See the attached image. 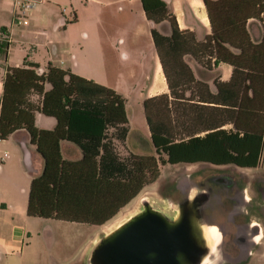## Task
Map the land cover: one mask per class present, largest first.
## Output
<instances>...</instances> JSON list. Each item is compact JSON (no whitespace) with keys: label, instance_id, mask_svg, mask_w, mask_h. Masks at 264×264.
<instances>
[{"label":"trees","instance_id":"1","mask_svg":"<svg viewBox=\"0 0 264 264\" xmlns=\"http://www.w3.org/2000/svg\"><path fill=\"white\" fill-rule=\"evenodd\" d=\"M140 4L148 21L155 25L167 21L170 26L169 36L151 30L169 89V96L143 102L155 155L129 154L123 159L116 152L114 143L126 142L129 121L125 101L114 90L50 64L40 75L34 64L7 68L0 99V141L25 130L43 160L41 174L31 180L28 217L102 226L156 181L159 165L259 166L264 137V0H203L211 28L203 43L179 30L164 0ZM253 19L263 24L258 43L251 41L246 28ZM185 56L205 68H209L205 58L214 56L215 64L231 67L229 82L217 83V92L211 95L207 85L195 81ZM186 90L191 91L187 98ZM157 107L170 115L178 110L185 117L182 138H176ZM36 113L54 119L55 127L38 129ZM228 124L231 128L224 129ZM62 142L74 145L80 158L64 159Z\"/></svg>","mask_w":264,"mask_h":264},{"label":"crops","instance_id":"2","mask_svg":"<svg viewBox=\"0 0 264 264\" xmlns=\"http://www.w3.org/2000/svg\"><path fill=\"white\" fill-rule=\"evenodd\" d=\"M4 1L7 5V0ZM35 1L37 12L34 9L30 18L38 23L49 24L52 38L48 35L44 43H36L28 55L19 40L16 42L11 39L15 32H20V35L27 32L15 29L19 27L12 23V15L9 29L7 26H0L4 28L3 32L0 28V43H6L5 47L0 46V50L4 51H0V99L7 68H21L25 64L37 65L35 71L38 75L45 73L50 64L110 88L121 96L124 94L122 88L113 82L121 80L123 84L133 83V89L138 92L143 116L145 100L162 95L169 96L151 30L155 29L159 34L169 36L170 26L167 21L156 25L148 21L140 0H95L99 5L98 19H94L78 35L73 34L77 21L73 8L69 12V18H66L64 10L60 14L54 10L47 13L45 8H40L45 0ZM164 1L180 31L193 34L197 43H203L211 35L203 0ZM9 3L12 5L11 1ZM249 28L247 26V31L252 37L253 31ZM254 32L257 35L260 33V28L256 25ZM40 33L46 32L44 29L42 32L36 31V34ZM252 42L256 43L253 40ZM15 43L20 47L19 50L13 45ZM61 52L64 56L58 57L57 54ZM206 60L209 61V68L189 56L183 58L195 81L207 85L209 93L214 95L217 92V83L229 82L232 69L226 64H215L214 56H207ZM110 77H114V80H110ZM123 89L127 91L126 88ZM194 94L197 95L195 92ZM190 95V90L184 92L186 98ZM126 113L128 117L127 106ZM35 126L38 129L52 130L55 120L36 113ZM223 128L228 130L231 125ZM60 150L66 160L80 158L79 150L70 143L62 142ZM42 169L43 160L30 144L25 130H17L8 139L0 141V264H75L77 258H82L88 252L84 249L79 256L69 255L68 251L61 252L59 246L53 242L55 236L51 229L67 223L27 216L31 180L39 176Z\"/></svg>","mask_w":264,"mask_h":264},{"label":"rangeland","instance_id":"3","mask_svg":"<svg viewBox=\"0 0 264 264\" xmlns=\"http://www.w3.org/2000/svg\"><path fill=\"white\" fill-rule=\"evenodd\" d=\"M7 0H0V26H7L9 29L13 7ZM44 1L40 8H45L47 13L51 10L60 14L65 11L66 18H69L71 8L77 14V21L73 28V34L78 35L86 29L94 19H98L99 5L95 0H50ZM100 1V0H99ZM37 12V8L35 9ZM121 17H118L120 19ZM264 20V17H261ZM260 28L257 35L254 27ZM249 29L253 31L252 39L258 43L262 37L263 24L260 20H249L247 22ZM246 26V28H247ZM1 28V27H0ZM26 30L25 34L15 32L12 35L14 41H20L28 55L31 53V47L36 43H44L48 35L51 34V26L42 24L29 19L28 25L15 28ZM46 33L36 34V31ZM250 36V35H249ZM52 38V35L49 36ZM251 40V41H252ZM19 50V46L13 44ZM61 46V44H56ZM63 57V52L57 54ZM114 80V77H110ZM117 82H121L119 84ZM122 88L124 92L121 96L128 110L129 117V137L126 138L124 146L115 142L116 152L123 159L129 154L139 156L155 155V151L150 142V133L143 116L142 106L139 103L138 92L133 89V83L123 84L121 80L113 82ZM126 88L127 91H124ZM158 114L176 132V138H182V127L186 124L185 117H181L178 110L173 109L170 115L167 111L156 108ZM190 124V123H189ZM111 132V131H110ZM159 176L155 182L144 187L141 192L110 221L102 226L82 225L67 223L55 226L51 229L55 238L53 242L59 246L60 251L74 255L83 249L88 251V256L100 241L122 226L131 218L141 213L145 207H148L161 214L169 222L178 220L185 207H188L193 215L195 231L206 252V246L201 240L203 230L208 226H215L220 235V243L216 245L217 251L222 259L217 264H264V165H259L254 169H240L234 166L216 167L205 163L196 164H175L159 165ZM210 175H225L222 182H231L235 179L241 185L232 189L217 187L205 179ZM240 187V188H239ZM212 188V189H211ZM244 191L242 192V189ZM195 190V191H193ZM204 192L206 199L201 205L195 202V197ZM230 196L234 201L228 199ZM191 197V198H190ZM238 200V204L235 203ZM235 202V203H232ZM253 223L259 229L257 236H253L250 226L246 224ZM69 224V225H68ZM239 230L240 236L245 235L248 239L242 242L238 247L233 243L234 234ZM257 238L256 242L254 239ZM215 256V255H214ZM200 264V262L198 263Z\"/></svg>","mask_w":264,"mask_h":264},{"label":"water","instance_id":"4","mask_svg":"<svg viewBox=\"0 0 264 264\" xmlns=\"http://www.w3.org/2000/svg\"><path fill=\"white\" fill-rule=\"evenodd\" d=\"M204 253L188 207L174 222L145 207L104 237L93 259L95 264H198Z\"/></svg>","mask_w":264,"mask_h":264},{"label":"flooded vegetation","instance_id":"5","mask_svg":"<svg viewBox=\"0 0 264 264\" xmlns=\"http://www.w3.org/2000/svg\"><path fill=\"white\" fill-rule=\"evenodd\" d=\"M216 167H220V166H216ZM226 178L227 176H225V175H210V176H208V177H205V179H208V180H210L212 183H213V185H216L217 187H221V188H224V189H232L233 187H235V186H239V185H241L240 184V182L238 183V181L237 180H235V179H231L232 181L231 182H227V183H225V182H222V178ZM240 188V187H239ZM212 189V188H211ZM244 191V188L242 189V192ZM231 197L230 196H228V199H230ZM202 199V201L201 202H198L199 200H201ZM204 199H206V197H205V195H204V192H202V194L201 195H197V197H195V202H198L197 204L198 205H201L202 203H203V200ZM231 200L232 201H234L232 198H231ZM232 203H235V202H232ZM238 204V200H237V202L235 203V205H237ZM246 226L247 227H249L250 226V228H251V232H252V234H253V236H257L258 235V233H259V229H258V227L256 226V224H253V223H249V224H246ZM239 233V230L234 234V237H233V243H234V245H235V247H238L239 246V244H241L242 242H246V241H248V239L245 237V235L244 236H242V238H239V236H240V234H238ZM256 240H257V238H255L254 239V241L256 242ZM97 247V246H96ZM95 247V248H96ZM95 248H94V250H92V254H90V256H88L87 254H88V252H87V254H83V257L82 258H77V261H76V263L75 264H95L94 263V259H93V253H94V251H95ZM84 250V249H83ZM82 250V251H83ZM81 251V252H82ZM89 251V250H88ZM81 252H77L76 254H75V256H79L80 255V253Z\"/></svg>","mask_w":264,"mask_h":264},{"label":"built area","instance_id":"6","mask_svg":"<svg viewBox=\"0 0 264 264\" xmlns=\"http://www.w3.org/2000/svg\"><path fill=\"white\" fill-rule=\"evenodd\" d=\"M10 1L13 7L12 23L16 27H22L28 25L31 12L35 9L37 2L35 0H10ZM258 165H264V137L262 140L261 150L258 156Z\"/></svg>","mask_w":264,"mask_h":264},{"label":"bare ground","instance_id":"7","mask_svg":"<svg viewBox=\"0 0 264 264\" xmlns=\"http://www.w3.org/2000/svg\"><path fill=\"white\" fill-rule=\"evenodd\" d=\"M213 227L216 228L215 226H208V228L203 230V234L201 236V240L204 243V245L206 246V252L204 253L203 256L209 254L211 252L212 247L217 245L216 244V236H217V234L219 235V232L217 231V233H213L212 232V228ZM211 259L215 260V256L212 255ZM200 262H201V260H200Z\"/></svg>","mask_w":264,"mask_h":264},{"label":"clouds","instance_id":"8","mask_svg":"<svg viewBox=\"0 0 264 264\" xmlns=\"http://www.w3.org/2000/svg\"><path fill=\"white\" fill-rule=\"evenodd\" d=\"M193 191H195V190H193ZM212 232L217 233V229L213 227ZM219 243H220V236L217 234L216 244L218 245ZM212 255H215V260L211 259ZM221 259H222V257L220 255V253L217 251L216 246H213L211 249V252L202 257L200 264H217V262L220 261Z\"/></svg>","mask_w":264,"mask_h":264}]
</instances>
